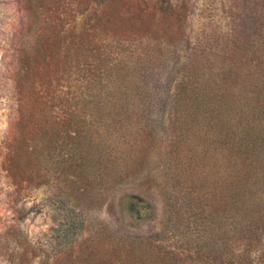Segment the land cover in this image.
Wrapping results in <instances>:
<instances>
[{"label": "rangeland", "instance_id": "1", "mask_svg": "<svg viewBox=\"0 0 264 264\" xmlns=\"http://www.w3.org/2000/svg\"><path fill=\"white\" fill-rule=\"evenodd\" d=\"M43 1L52 2L55 17L48 21L57 25L48 29L50 42L63 37L66 45H104L122 31L142 45L169 49L168 65L205 45L204 36L231 27L248 4L165 0L175 6L165 14L147 2L119 0L120 6L115 0L95 14L92 6L72 16L74 0ZM28 6L0 0V264H236L240 248L232 226L225 233L233 211L226 220L215 212L235 158L216 137V107L196 115L181 106L182 98L159 94L156 107L98 121L94 111L104 108L69 107L75 100L66 96L64 104L55 99L43 116L29 119L23 146L13 143L21 129L17 84H27L28 60L42 66V57L27 60V54L32 33L41 35L48 17L33 20ZM115 118L122 123H112ZM262 244L247 251L252 264H264Z\"/></svg>", "mask_w": 264, "mask_h": 264}, {"label": "trees", "instance_id": "2", "mask_svg": "<svg viewBox=\"0 0 264 264\" xmlns=\"http://www.w3.org/2000/svg\"><path fill=\"white\" fill-rule=\"evenodd\" d=\"M25 1L33 20L40 14L48 17L44 18L41 35L32 33V53L27 54V60L42 57V66H30L28 60L23 65L29 75L27 84L21 80L17 84V124L21 123V129L13 143L23 146L28 140L29 119L43 116L45 109L55 105V99L64 104L66 96L75 100L65 104L69 107L104 108V113L94 111L99 114L95 117L98 121L102 116L119 118L140 107H156L159 94L169 93L171 101L173 96L182 98L181 106L192 107L196 115L216 107L220 118L216 137L224 152H234L235 158L234 174H224L221 208L215 212L226 220L233 211L225 233L232 226L240 248L236 264H252L247 251L264 241V0H248L247 12L230 20L231 27L204 36L205 45L197 44L187 58L176 64L171 61L170 66L169 49L159 43L142 45L140 37L135 39L122 31H113L104 45H66L63 37L50 42L52 33L48 29L57 27L48 21L55 17L49 6L52 2ZM111 1L115 0H74L68 13L83 16L94 6L95 14L100 5ZM166 1L139 0L138 4L147 2L157 11L171 14L175 6ZM41 4L43 13L39 12ZM115 11L118 19L120 9ZM40 38L45 43L42 48ZM162 77L165 82L160 81ZM114 121L122 123L116 118ZM211 121L209 116L210 125ZM209 218H213L212 213Z\"/></svg>", "mask_w": 264, "mask_h": 264}]
</instances>
